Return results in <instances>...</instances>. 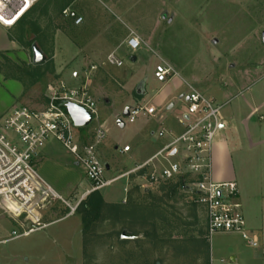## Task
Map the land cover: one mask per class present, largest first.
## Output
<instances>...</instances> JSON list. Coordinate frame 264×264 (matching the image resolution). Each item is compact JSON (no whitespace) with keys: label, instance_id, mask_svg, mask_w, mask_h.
I'll return each mask as SVG.
<instances>
[{"label":"rangeland","instance_id":"obj_1","mask_svg":"<svg viewBox=\"0 0 264 264\" xmlns=\"http://www.w3.org/2000/svg\"><path fill=\"white\" fill-rule=\"evenodd\" d=\"M46 4H50L49 11L43 16ZM37 6L32 19L42 31L43 49L37 43L33 44L46 57L42 64L51 60L52 67L40 81L31 84L21 74L23 68L37 66L33 64V44L24 47L18 44L17 48L7 51V55L0 51V108L19 87H24L25 81L24 103L28 107L41 106L49 86L64 80V75L71 79L74 73H79L82 84L79 81L74 85L66 83L67 88L85 86L94 98L97 92L108 99L123 98L122 104L116 105L109 115L101 111L99 121L106 136L98 153L103 151L107 159L109 156L115 161L118 174L133 167V162L121 154L125 145L132 147L134 144L137 126L143 120L140 116L135 124H130L124 116L127 107L135 108L127 101L132 92L129 90L127 95L124 88L128 84H124L125 79L131 76L130 66L140 86L147 84L144 87L148 99L152 90L158 87L154 80L157 56L207 97L217 89L205 84L215 83L223 88L229 80L239 81L246 71L260 70L262 73L258 76L264 75V0H75L69 7L83 17L84 23L80 27L58 15L55 0H40ZM28 17L32 21L30 14ZM17 28L7 29L9 38L17 37ZM130 32L143 41L135 52L127 47ZM33 39L34 36L28 38L29 41ZM214 40H217L216 44ZM111 53L119 55L124 62L123 68L107 65L106 59ZM132 57L137 58L135 64L131 62ZM12 63L18 68L12 67ZM128 82L132 85V80ZM199 82L201 84H197ZM256 87L261 89L264 84L258 83ZM178 105L176 102V107ZM166 109L163 107V111L167 112ZM104 114L109 117L107 123ZM119 120L125 124L123 128L119 126ZM97 128L98 122H92L86 128L75 127V137L90 138L92 142ZM47 144L61 154L70 155V159L73 157L55 139H49L45 146ZM100 160L104 164L105 161ZM177 160L178 157L174 159ZM72 169L77 171L74 179H82V170ZM261 169L264 171V165ZM61 180L68 181V177ZM184 181L186 189L176 197L164 198V182L150 184L136 176H132L131 191L124 200V180L115 182L103 193L111 191L115 194L112 199L103 196L105 203L110 201L108 204L126 205L131 196L146 204H159L158 200L163 199L159 205L169 217L164 223L156 218L146 223H132V218L120 220L104 211L83 235L81 207L75 215L69 216L68 208L60 202L43 223L62 220L11 240L13 231L21 234L24 230L0 213V264H204L203 255L209 264V246L211 242L215 243L216 237H212V241H203L200 250L192 244L190 238L197 241L205 238L206 213L196 203L189 189L190 181L187 178ZM48 182L61 194L56 182ZM80 194L69 199L72 206ZM153 224L157 225L155 235Z\"/></svg>","mask_w":264,"mask_h":264},{"label":"built area","instance_id":"obj_2","mask_svg":"<svg viewBox=\"0 0 264 264\" xmlns=\"http://www.w3.org/2000/svg\"><path fill=\"white\" fill-rule=\"evenodd\" d=\"M39 1L0 0V25L6 29L16 27ZM61 16L72 21L76 27L84 23L83 17L71 7L63 10ZM142 45L143 41L139 36L130 32L127 40L129 50L135 52ZM106 63L116 68H122L124 65L116 53L109 54ZM154 75L158 82L165 83L178 76V73L161 60ZM188 88L186 111L180 121L183 132L175 135L162 131L159 136L169 135L171 140L157 155L111 180L105 178L106 167L98 157V147L105 139L106 133L99 123L97 103L87 87L69 89L60 81L48 87L47 103L41 109L22 105L0 116V213L17 228L24 230L21 234L13 231L11 240L47 227L43 223V212L55 202H62L68 208L69 216H73L83 201L82 199L75 206L68 204L43 179L35 165L39 151L49 139H55L85 169L91 185L87 196L101 192L119 179L130 176L142 178L150 184L187 178L196 203L205 210L209 239L220 233L235 234L248 246L257 248L259 241L248 231L242 205L238 201L237 184L216 183L213 180V147L223 127L222 107L193 86L188 85ZM68 104L84 109L92 116V122H98L94 139L87 145L79 146L77 143L75 126L65 110ZM155 113L153 107L138 106L129 110L127 119L133 124L138 117L154 116ZM129 151L130 147L123 149L124 153ZM158 157L167 161V165L160 169L153 164ZM172 157H178V160L167 159ZM150 166L152 169L147 172ZM124 192L127 196L129 189Z\"/></svg>","mask_w":264,"mask_h":264},{"label":"crops","instance_id":"obj_3","mask_svg":"<svg viewBox=\"0 0 264 264\" xmlns=\"http://www.w3.org/2000/svg\"><path fill=\"white\" fill-rule=\"evenodd\" d=\"M17 45L18 43L8 37L7 29L0 25V51L5 52L4 54L7 55L6 52L17 48ZM160 58L157 56L158 62L156 66L162 60ZM132 59H135V61H132ZM131 62L135 64L137 58L132 57ZM132 69V66H130L131 76L128 79L132 80V85L129 84L127 79H125L124 83L125 85L128 83L124 87L126 94H129V90L132 92V95L127 96V101L131 102L132 106L135 105V107L140 105L153 107L156 113L154 116H143V120L139 122L136 129L134 144L132 147L125 145V147H130V151L128 153L122 151L121 155L128 157L133 162V167L118 174V170L114 164L115 161L110 160L111 157L109 156L107 159V154H104L103 151L98 153L99 159L105 161L103 165L106 167L105 178L107 180L118 178L157 155L171 140L169 135L160 137L159 134L162 131L172 132L175 135L183 132L180 121L186 111V99L189 93L188 85H194L180 74L170 78L165 83L158 82L154 75V80L158 87L156 90H152V96L148 99V92L146 87H144L147 84L144 83L140 86L141 84L136 81L135 73ZM259 73L262 72L260 70H256L253 73L246 71L239 81L236 79L229 80L224 84L223 88H219L218 84L215 83L205 84L208 88L212 86L217 89L208 95V98L222 107L221 118L223 127L218 133L213 147V180L216 183L234 182L237 184L239 191L238 201L242 205L247 229L259 241V246L252 248L239 235L217 234L215 235V243L212 244L211 242L209 246V264H264V171L261 169L264 165V87L261 89L256 87L258 83L262 82L264 84V75L260 77L258 76ZM64 78L61 82L65 84L74 85L76 81L82 84L79 73H74L71 79L67 75H64ZM183 88L186 89V92L183 91ZM24 90V87H19V90L16 91L13 97H9L8 101L2 102L0 116L5 115L20 105L27 106L23 98ZM89 93L92 96L90 91ZM95 95L96 98L93 96L92 98L97 103L99 121L102 119L101 111L109 115L116 105H120L123 102V98L108 99L102 97L99 92ZM176 102L179 103L178 107H176ZM46 103L47 98L43 105L30 108L41 109ZM163 107L167 108V112L163 111ZM130 109V107H127L125 111ZM105 115L104 117L106 118ZM108 115L104 120L106 123L109 120ZM77 138L79 146L87 145L92 140L90 138L83 139L79 136ZM175 158L167 159L174 161ZM71 159L70 155L61 154L52 145L47 144L39 151L35 159V165L39 169L40 175L51 187L52 185L48 181L53 180V182H56L61 194L52 188L62 198L66 197L67 200L64 198L63 200L68 204L72 205L69 199H72V197L76 198L79 192H81L80 198L75 204L77 205L79 201L87 196V193L91 190V185H88L89 181L82 165L74 157ZM153 164L157 169H160L167 165V161L163 157H158ZM151 166L146 170L147 172L151 171ZM72 167L82 170V179L79 177V181L77 178V181L74 179L77 171H74ZM66 177H68V181L63 182L61 179ZM120 180H124L123 192L125 189H129L130 192L132 176L121 178L118 181ZM138 180L143 179L138 178ZM83 188L85 190L82 191ZM101 192L103 194L105 189ZM105 195L111 199L115 196L114 192L111 191L103 194L104 197ZM125 198L124 192L123 200ZM106 202L109 203L110 201ZM57 203L60 202H55L52 207L43 212V220L54 213L57 209L55 206ZM59 208L62 207L59 206ZM60 220H54V222L45 224L48 227ZM210 240L212 241V238Z\"/></svg>","mask_w":264,"mask_h":264},{"label":"trees","instance_id":"obj_4","mask_svg":"<svg viewBox=\"0 0 264 264\" xmlns=\"http://www.w3.org/2000/svg\"><path fill=\"white\" fill-rule=\"evenodd\" d=\"M75 0H55L56 10L58 12V15L61 16L63 10L69 7V5ZM38 4V3H37ZM37 4H35L31 11H30V20L32 19L33 15L37 13ZM49 5L46 4L44 10H42V15L46 16L49 11ZM29 14L17 25L18 34L17 37L12 38L13 41L18 43L21 46H31L33 43H37L42 49V39H41V29L38 26L37 22L29 21ZM29 36H34V39L29 41ZM12 67L18 68L13 63L10 64ZM45 67V70L43 69ZM52 63L51 60H49L42 65H31L30 68L26 67L22 69L21 76L27 80L31 81V84L36 83L37 81H40L46 73H48L49 69H51ZM26 86V81L24 83V87ZM67 111V109L65 108ZM185 179L179 178L175 182L167 181L164 182L162 185V191L165 192V197L168 198L170 196H179L182 191L186 189L185 187ZM137 191V190H136ZM149 194H146V196ZM163 199H159L158 203L161 205L163 203ZM159 204H146L145 202L136 201L131 197H129V200L126 205L121 204H108L105 203L103 199L102 192H94L89 194L79 205L80 211L79 215L81 216V222H82V232L83 235L87 234L90 230V228L97 222L102 212L107 211L110 214H114L117 216L118 219L124 220L125 218H132V223L136 222H143L146 223L149 221H154V218L161 219V222H168V216L166 215V210L161 209ZM168 217V218H167ZM154 227V235L157 232V225L153 224ZM204 234V233H203ZM184 235V234H183ZM205 238L201 239L200 241H197L196 238H190L192 244H194L195 249L200 250V247L202 246L203 241L209 240V237L207 235V231L205 232ZM204 260V264H207V261L204 257H202Z\"/></svg>","mask_w":264,"mask_h":264},{"label":"water","instance_id":"obj_5","mask_svg":"<svg viewBox=\"0 0 264 264\" xmlns=\"http://www.w3.org/2000/svg\"><path fill=\"white\" fill-rule=\"evenodd\" d=\"M262 41L264 43V33L262 35ZM213 43L216 44L217 40H214ZM32 53H33V64L38 65L46 61V57L44 56L43 52L37 47L36 44H33L32 46ZM132 61H135V59H132ZM66 109L76 128H86L91 124L92 116L84 109L73 104H68L66 106ZM124 116L126 118L129 116V110L125 111ZM118 124L121 128L125 126V124L121 120L118 121ZM124 238L125 235L123 234L122 239Z\"/></svg>","mask_w":264,"mask_h":264}]
</instances>
